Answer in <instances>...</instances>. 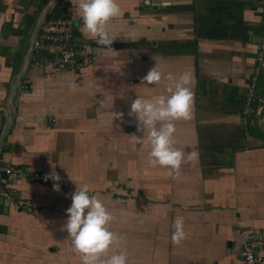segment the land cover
<instances>
[{"label":"crops","instance_id":"0c3cea01","mask_svg":"<svg viewBox=\"0 0 264 264\" xmlns=\"http://www.w3.org/2000/svg\"><path fill=\"white\" fill-rule=\"evenodd\" d=\"M45 1L0 0V134ZM116 2L122 15L109 33L113 45L126 47L98 45L80 31L79 0H60L63 17L79 33L76 43L94 45L92 65L47 77L30 54L0 145V173L7 166L54 172L60 191H53V180L0 183L30 206L18 211L9 202L5 213L0 205V264H82L64 225L71 195L83 185L114 216L109 229L124 240L109 255L125 252L127 264H244V233L264 231V111L256 130L241 114L260 53L264 2ZM155 65L165 77L192 76L193 118L175 122V147L186 154L179 175L148 166L147 133L142 144L131 138L143 135L129 115L133 100L168 95L166 79L143 83ZM113 113H123L122 121ZM192 151L199 158L189 162ZM178 216L187 238L176 246L171 235Z\"/></svg>","mask_w":264,"mask_h":264},{"label":"clouds","instance_id":"9594fccd","mask_svg":"<svg viewBox=\"0 0 264 264\" xmlns=\"http://www.w3.org/2000/svg\"><path fill=\"white\" fill-rule=\"evenodd\" d=\"M150 3V0H145ZM161 7L169 6L166 2ZM78 11L82 20L80 31L98 45L110 49L116 37L109 33V27L113 20L122 15L116 0H79ZM162 79L168 81L166 91L168 95L153 96L150 99L137 97L130 106V116L137 120L136 130L142 132V136L131 135L137 144L147 141L151 145L148 156V166L161 167L168 171L170 176L179 175L181 165L185 162V153L175 147V122L190 121L193 118L194 92L190 88L192 76L184 72L179 77L168 73L165 77L155 65L143 77V83L158 85ZM70 87L77 88L73 82ZM114 119L121 120L123 113H113ZM199 153L192 151L187 154V161H197ZM53 180V191L59 192L61 177L54 172L45 179ZM87 185L76 189L71 195V206L67 209L68 217L64 230L75 252L81 256L82 264H127L125 252L109 255L114 247L124 240V237L109 229L114 216L108 212L102 200L96 195H89ZM174 231L171 241L179 246L187 238L184 230V218L176 217L173 224ZM251 261V257L249 256Z\"/></svg>","mask_w":264,"mask_h":264},{"label":"built area","instance_id":"2783aa9c","mask_svg":"<svg viewBox=\"0 0 264 264\" xmlns=\"http://www.w3.org/2000/svg\"><path fill=\"white\" fill-rule=\"evenodd\" d=\"M264 2V0H262ZM77 28L70 18L53 19L41 23L36 32L33 43L32 56L36 65L40 66L47 77H54L60 72L78 73L93 62V50L86 45L76 43ZM264 71V30L261 33L260 53L257 59L254 77L248 85L241 114L245 124L255 127L256 118L255 105L260 97L255 91L257 76ZM264 111V105L260 114ZM2 172L5 178L1 177L0 183L5 184L11 180H27L47 184L52 179L45 172H33L21 168L5 167ZM0 196L12 202L16 210L25 209L30 211V206L24 201H15L9 191L0 190ZM244 241L241 250V257L244 264H264V231L253 230L244 233ZM251 257V261L249 260Z\"/></svg>","mask_w":264,"mask_h":264},{"label":"water","instance_id":"95a60500","mask_svg":"<svg viewBox=\"0 0 264 264\" xmlns=\"http://www.w3.org/2000/svg\"><path fill=\"white\" fill-rule=\"evenodd\" d=\"M57 0H48V2L46 3V5L44 6L37 22H36V25L32 31V34H31V39H30V43H29V48L27 50V52L25 53L23 59H22V62H21V65H20V69L18 71V73L16 74L12 84H11V87H10V91H9V94H8V97H7V101H6V109H5V125H4V128L0 134V145H1V142L9 128V125H10V121H11V110H12V107H13V98H14V95L16 94V91L18 89V86L20 84V81L22 79V76L26 70V67H27V64H28V61H29V57H30V54L32 52V49H33V43H34V39H35V35H36V32H37V29L39 28L40 24L42 23V21L45 19L47 13L49 12V10L51 9V7L55 4ZM75 36L78 37L79 36V33L78 32H75ZM263 105H264V94L262 95L260 101L258 102V105H257V108H256V112H255V116H256V119L259 120V116H260V112H261V109L263 108ZM1 177L2 178H5V174L4 172L1 173ZM0 205H2V207H4V212L6 213L7 210H8V206H9V201L4 199V198H0Z\"/></svg>","mask_w":264,"mask_h":264},{"label":"trees","instance_id":"16d2710c","mask_svg":"<svg viewBox=\"0 0 264 264\" xmlns=\"http://www.w3.org/2000/svg\"><path fill=\"white\" fill-rule=\"evenodd\" d=\"M47 2V0L45 1V3ZM44 3V4H45ZM63 9H62V6H61V3H60V0H58L56 3H55V5L53 6V8L50 10V12L47 14V16H46V18H45V20L46 21H50V20H52V19H55V18H64L63 17ZM91 46H94V45H92L91 44ZM101 46V45H100ZM103 47V46H102ZM124 47H126V45H123V44H115V45H111L110 46V48H124ZM264 76V71H262V72H260V74L257 76V79H256V87H257V91H258V93L259 94H263L264 93V86L263 87H261L260 85V83H263V82H261V77H263ZM259 96V95H258ZM260 97V96H259ZM256 106H257V104L255 105V108H256ZM253 129L254 130H256V128L255 127H253Z\"/></svg>","mask_w":264,"mask_h":264},{"label":"rangeland","instance_id":"374dc122","mask_svg":"<svg viewBox=\"0 0 264 264\" xmlns=\"http://www.w3.org/2000/svg\"><path fill=\"white\" fill-rule=\"evenodd\" d=\"M77 38V37H76ZM77 41H80V39H77ZM81 42V41H80ZM83 45H86V46H88L89 48H91L92 49V47L93 46H91V45H88V44H86V43H83ZM92 65V63L89 65V66H87L86 68H84V69H87L88 67H90ZM84 69H82V70H84ZM82 70H80L79 72H81Z\"/></svg>","mask_w":264,"mask_h":264}]
</instances>
